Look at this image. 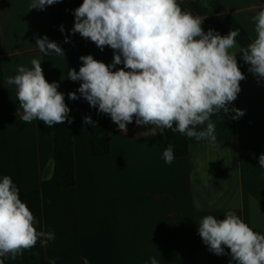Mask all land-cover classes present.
<instances>
[{
  "label": "crops",
  "instance_id": "0c3cea01",
  "mask_svg": "<svg viewBox=\"0 0 264 264\" xmlns=\"http://www.w3.org/2000/svg\"><path fill=\"white\" fill-rule=\"evenodd\" d=\"M182 10L203 19L202 28L220 35L239 29L237 63L245 79L229 108L211 116L216 141L189 139L190 152L171 164L163 158L165 129L154 125L127 124L122 132L110 118V155L92 153L90 123L84 122L91 107L77 92L81 81L67 72L82 66L81 56L112 64L114 50L98 48L79 33L73 34L74 10L83 0H62L44 10L31 9V0H0V180L10 176L19 193L40 191L42 212L34 215L37 231H54L55 240L28 251L39 264H236L225 254L211 252L198 233L206 215L218 220L233 210L256 232L264 234V78L249 72L240 48L257 36L252 17L264 0H178ZM63 26L64 31H61ZM47 36L63 55L39 51L37 38ZM68 37V42L65 38ZM41 60L45 79L58 84L73 114L76 185L60 188L55 180L54 129L42 121H22L23 110L16 88L5 78L17 65L31 68ZM123 67L116 65L114 70ZM79 97L70 100L68 93ZM205 125L197 126L199 131ZM4 264H35L24 253Z\"/></svg>",
  "mask_w": 264,
  "mask_h": 264
},
{
  "label": "clouds",
  "instance_id": "9594fccd",
  "mask_svg": "<svg viewBox=\"0 0 264 264\" xmlns=\"http://www.w3.org/2000/svg\"><path fill=\"white\" fill-rule=\"evenodd\" d=\"M59 2L62 0H31L29 8L44 10ZM74 17L71 32L91 40L101 50L110 47L114 58L109 65L92 55L81 56L79 71L70 69L67 76L81 81L77 89L80 96L109 115L122 132L135 117L137 125L150 124L214 143L213 114L232 111L236 113L233 119L245 114L229 108L241 91L240 81L246 78L238 66L237 51H233L239 29L223 36L212 29L205 32L203 19L182 10L178 0H83ZM252 20L257 36L238 52L250 65L249 72L264 78V7ZM35 45L41 53L64 56L63 49L47 36L37 38ZM121 64L123 67L114 70ZM31 65H17L16 74L5 78L16 88L22 121L39 120L48 127L66 120L71 123L70 109L58 84L45 79L41 60L33 58ZM68 98L79 97L70 92ZM84 122L95 124L91 117H85ZM163 158L167 164L176 158L171 144ZM258 160L264 168V154ZM34 223V214L20 198L18 187L10 176H4L0 180V257L15 260L38 241L46 246L55 240L54 231H37ZM198 233L216 255L225 254L226 246L236 264H264V234L254 231L233 210L222 220L204 216ZM83 264L90 262L83 258ZM151 264H158L155 257Z\"/></svg>",
  "mask_w": 264,
  "mask_h": 264
},
{
  "label": "trees",
  "instance_id": "16d2710c",
  "mask_svg": "<svg viewBox=\"0 0 264 264\" xmlns=\"http://www.w3.org/2000/svg\"><path fill=\"white\" fill-rule=\"evenodd\" d=\"M89 117L95 124H90L92 153L96 157L110 155L112 140L110 136V116L100 113L98 108L90 111ZM71 123L66 120L63 124H56L54 129V167L55 180L60 188H72L76 185V162L74 152L73 114L69 112ZM175 127V125L173 126ZM167 146L171 144L175 157H185L190 152L189 138L171 129H165ZM34 215L42 212V195L40 191L20 194ZM33 263L39 264L38 257L31 251L23 252Z\"/></svg>",
  "mask_w": 264,
  "mask_h": 264
}]
</instances>
